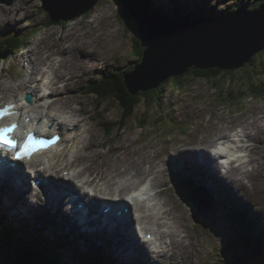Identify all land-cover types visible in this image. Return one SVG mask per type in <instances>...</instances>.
I'll list each match as a JSON object with an SVG mask.
<instances>
[{
	"label": "rangeland",
	"instance_id": "374dc122",
	"mask_svg": "<svg viewBox=\"0 0 264 264\" xmlns=\"http://www.w3.org/2000/svg\"><path fill=\"white\" fill-rule=\"evenodd\" d=\"M51 1L64 3L69 10L73 5L79 6L85 2V0ZM152 2H154L151 4L153 7L162 5L164 11L166 9L172 10L173 7V2L170 0H152ZM182 2L190 3L191 11L205 8L210 14H221L231 10L235 4L246 6L252 4L253 0H182ZM0 3L11 7L10 11L6 8L3 10V14H0L1 34L5 33L6 30H21L22 34H27L33 26L39 28V33L36 36L28 37L27 47H24L20 52L18 51L19 53H11L9 57L1 59L0 80H3L9 87L18 85L21 81L25 83L31 70L28 67L29 61L26 59V54L31 53L37 67L48 71L45 80L50 82V78H52L53 86L56 89V93L54 91L50 93L51 107L46 109V102L40 108V111H46V114L51 111L61 116L60 112L67 110V113H65L67 118L70 119L69 114L74 113V118L82 120L76 128H73L76 133H81V137H77L66 144V150L70 149V151L68 154H63V156L67 159L72 155L73 143L77 140L79 141L76 146L80 150L81 141L86 136L84 130L88 127L94 134L96 141L101 143L102 152L96 155L90 149L83 150L81 153L87 151L85 156L82 157L81 154H77L74 158L78 162L77 165L79 164L82 168L88 167L92 176H95L97 175L96 170L114 169L118 164H124L127 160H139L143 163L142 160L148 155L149 158L144 163L147 171L145 180L142 183L147 182L151 186L161 184V188L166 186L169 192L163 196V201L167 198L169 200L173 199L170 206L172 205L177 214L179 209L183 210L185 220H182V224L185 228L182 227L190 235L191 239L189 240H191V243L187 245L185 239L183 241L185 246H192L190 248L186 247L187 249L179 256H175L173 252H170L167 254L168 257L160 263L224 264L227 257L237 255L240 249L245 251V255L252 250H248V247L243 243L244 230L240 229L241 233L238 232V227L241 228L239 220L234 218L225 205L219 204L217 208L214 206L210 208L209 204L199 201L198 203L206 210L203 219L206 221L197 222L194 217L195 202H192L194 199L190 197V191L183 186H175L176 174L172 176L170 170L167 172L162 171L166 167L164 160L173 157L181 160L184 158L181 152L187 151L190 153L197 149L205 151V148H215L217 145L216 140L224 136V140L234 148L235 153L236 150L243 151L240 162L244 164H241V167L252 168L251 171L248 170L251 175L249 174L246 178L248 185H250L248 189L251 197H247L245 192L240 197L246 201L252 214H255V208L258 214L264 218V96H248L235 104L228 100L229 94H226L228 99L225 100V94L215 88L217 85L212 80L184 77L182 78L184 87H174L168 82L169 87L165 90L166 95L160 104L162 107H148L145 102L136 105L127 121V127L122 129L121 108L117 106L113 99L97 97L91 92L90 87L99 73L108 71L109 76L120 77L126 70L141 61L138 53L135 54L136 42L134 41L133 32L126 30L125 23L121 19V12L123 13L125 10L124 0H99L88 13L82 12V15L75 17L74 20L64 22L61 20L49 22L48 12L43 8L40 9L43 4L42 0H13L12 5H9L6 0H0ZM254 4L256 5V2ZM51 7L47 11L55 12L57 16H59L57 10L67 9L55 8L54 5H51ZM8 15L10 19H5L8 18ZM133 23H136L135 19H133ZM77 39L89 41L91 48L98 55L97 59H100L99 56L101 55L105 56L101 62L90 61V58L83 56L75 48L73 50L74 54L82 55L84 59L80 61L82 66L79 70L72 68L73 73L68 74L70 73L68 67H71L70 64L72 63L71 58L63 60V57H58V54L63 53L65 55V46L74 45L73 43L78 42ZM263 52L257 55L249 72L241 69L237 70V74H234L233 79H238L239 74L243 76L242 79L251 74H261L260 71L263 67H259V61L264 59ZM47 55L55 57L51 66L46 63L48 60L46 59ZM63 73L67 75L65 81L59 80V76ZM71 77H74V79L70 80ZM57 82L59 83L57 84ZM22 85V90H19V88H16L15 91L0 90V103H4V101L18 94L25 93L28 87ZM48 86L51 87V82ZM43 87L44 90L47 89L45 85ZM235 87L231 88L232 92ZM240 95H242L240 92L235 95L237 101L241 98L238 97ZM30 105L36 106L37 104L31 103ZM73 106L77 109L81 108L82 113L72 111L70 108H74ZM107 129H109L108 133ZM232 130H243L239 137L236 136L237 133H234L233 137H237L236 141H232L231 137H225L228 133H232ZM241 138L248 146L239 148V145H234L238 140H242ZM88 141H90V138ZM115 145L123 146V149L119 152L123 158L118 157V152L113 148ZM208 152L211 151L207 150ZM57 156L60 155L57 154ZM183 165L182 167L189 172V168L185 164ZM180 167L179 164L170 165V169H176L177 172ZM205 175L208 176L207 173ZM237 175L242 178L239 174ZM129 177L136 182L134 174L125 172L122 176L116 178L119 181V186L127 185ZM234 177L235 175L231 174L229 180ZM232 181L229 188L235 195V190L239 184L234 180ZM204 185L207 190H212L210 184ZM220 188L229 191L222 184ZM129 189L128 187L123 188V194L128 192ZM64 192L71 194L69 191ZM221 196L224 197L225 195L222 194ZM0 204L5 207H14V210L26 213L38 212L37 210L27 211L20 207L6 205L1 199ZM236 206L234 204L235 208ZM220 214L228 219H224ZM38 218L39 223L43 224L45 217ZM47 225H49V222ZM179 227L181 226L179 225ZM229 228L232 229V232ZM230 232L231 236L229 237ZM62 233H64L63 230ZM181 233L186 232L181 231ZM254 233L258 237L264 238V234L260 231ZM213 235L216 237V241L213 239ZM85 239L96 246L98 244L97 239L90 240L89 237H85ZM1 242L4 245V240ZM83 242L81 240V243ZM242 243L243 245H241ZM200 247L202 248L199 249ZM205 248L206 253L198 254V249L204 250ZM69 249L73 251L72 256L66 254V257L72 261L79 260L80 252H78V249H74L72 245ZM107 249L110 253H116L109 246H107ZM225 252H228L227 256H224ZM229 258V261L232 260V257Z\"/></svg>",
	"mask_w": 264,
	"mask_h": 264
},
{
	"label": "bare ground",
	"instance_id": "6f19581e",
	"mask_svg": "<svg viewBox=\"0 0 264 264\" xmlns=\"http://www.w3.org/2000/svg\"><path fill=\"white\" fill-rule=\"evenodd\" d=\"M58 6L64 7L65 4L61 3V2H57ZM22 6V5H21ZM133 7V6H132ZM8 9V11H10L11 7L8 6L7 4H2L0 3V14H3V10L4 9ZM88 13V12H87ZM10 15V14H9ZM8 15V18L5 19H10ZM1 19V18H0ZM11 28V27H10ZM13 28V27H12ZM10 31V30H9ZM78 42L73 43L74 45L70 44V45H66L65 46V55H63V53L58 54L60 56L63 57V60L66 58H71V67H68V70L70 71V73L68 74H72V68H75L77 70L80 69V67L82 65H80V61L82 59H84L83 56L90 58V61H96V62H101L104 58L105 55H101L99 56L100 59H97L98 55L95 53V50L91 48V43L87 40H81L77 39ZM78 49L81 54L83 55H76L74 54L73 50L74 49ZM26 59L29 61L28 63V67L31 69L29 74L27 75V81L25 83H23L22 81L18 84V85H13L12 87H9L3 80H0V90L2 91H8V90H13L15 91L16 88L19 90H22L23 85L24 84L26 87H28V89L31 90L32 94L35 96V103H37L36 106H32L30 111L31 113L28 114L26 112H21L22 109V103H21V99L19 98V94L14 96L13 98L16 100L17 104H18V114L16 115V117H20L22 121H25V123H27V121L25 120V118H27L28 116H31V122H32V126H36V122L38 121V124H41L43 129L46 128V126L48 125H52L53 129L56 130L58 128L62 129L65 133H64V137L62 139V141H60V147L57 148L56 150L59 151L62 154H68L69 150H61L63 149V146H65V143L68 142H72L75 138H80L81 137V133H76L75 131H73V128H76L80 122L82 121L81 119H76L74 118L75 114L74 113H70L69 114V118H67V115H65V113H67V110L61 111V116L58 115L57 113L54 112H49L48 114H46V111H39L41 107L44 106V103L47 102L46 104V109L50 108V95L48 94V90H50V93L52 91H54V93H56V89L53 86V79L50 78V82H51V87L48 86V84L50 82H47L45 80L46 74L48 73L47 70H44V68H38L36 65L35 60L33 59V56L31 53H27L26 54ZM46 59H48L46 61L47 64H49V66H51L53 64V61L55 60V57L52 55H47ZM249 59H253V55L249 57ZM249 60V61H250ZM66 61V60H65ZM20 62V61H19ZM86 62V61H85ZM87 63V62H86ZM67 75L66 74H62L59 76V80H66ZM71 79H74V77H71ZM78 80V79H76ZM59 82H57L58 84ZM56 84V85H57ZM46 86L47 89L44 90L43 86ZM29 90V91H30ZM229 98L231 100V94H229ZM32 99L34 100V97L32 96ZM62 99V98H59ZM56 102V100H54ZM232 101H234L232 99ZM61 103V102H60ZM74 107V106H73ZM65 108V107H62ZM72 111H76V112H80L82 113L81 108L77 109V108H70ZM40 116V117H39ZM65 116V117H63ZM28 125V123H27ZM29 126V125H28ZM109 129H107V133H108ZM84 134H86L85 138L81 141V147L80 150L77 149V141H75L73 143V151H72V155L67 158L66 160H71L74 161V158L77 154H81L82 157L85 156V154L87 153V151H84L83 153H81L83 150L86 149H90L94 154L99 155L102 150H101V143L97 142L96 139L94 138V134L90 131V129L88 127L85 128L84 130ZM245 134V133H244ZM234 133H228L225 137H231L232 141H236V138L233 137ZM236 136H239V134H237ZM90 138V141H88ZM219 140V142H218ZM88 141V142H87ZM227 142L224 140V136L217 139L216 143H224ZM69 144V143H68ZM220 144H218L219 146ZM245 146H248L245 143ZM220 150H218L217 152H220L221 155L222 153H225V155L227 156H232L233 157V161L229 164H231V168H229V170L227 171H223L222 170V165L221 163L218 161L217 158V154L215 156H213V153L211 154V152L207 153L208 151H213L212 148L208 149L205 148L206 150L204 151L203 149H197L196 151L190 152L188 153L187 151L182 153L184 155V158L181 160H178L177 157H173V158H168L166 160H164V164H165V170L168 171L170 169V165H177L179 162L185 164L189 170L190 173L186 176V178H190L192 177L194 174L200 176V179L202 180L203 183L206 184H215L216 185V190L218 189V184H222L223 187L227 188L229 191V193H232V191L229 188V184L232 183L234 181H236L239 185H237V189L235 190V196L236 197H240L242 196V193L245 192V195L247 197H251V193L250 190L248 189V187H250V185H248V183L246 182V178H247V174H250L249 171L247 169H245L244 167H241V164H235L236 160H239V157H237L238 155L235 153L234 148L228 143V145H221L220 146ZM117 152H118V157L121 159L123 158L119 152L120 150L123 149V146L120 145H115L113 147ZM106 152V151H104ZM203 153V154H201ZM54 154V153H53ZM58 156L56 154H54V156L52 155V157L48 156H34L33 157V161L31 163H27L25 164L26 168L32 169V171L34 173H36L37 175H43V173H45V175L50 178L51 176L55 177L56 179H66L64 177H61L64 175V173L66 171H68L69 176L67 177L68 179H66V181H62L61 186H57V188L55 189L56 191H54L56 197L61 196L64 191H69L71 194L74 193V189L76 190L75 193H80L81 196L83 197L82 199H85L87 201V205H91V202L94 200L97 203H101L104 202L105 200H115L118 201L119 203H125L126 202V196H124L123 194V188L128 187L130 188V191L133 189L134 192L137 194V196H140L141 194L138 193L137 191L139 190V188H141V186L143 185L142 181L145 180V173H146V168L144 167V163L147 161V159L149 158V156L147 155L142 161L140 162L139 160H127L126 162H124V164H118L114 169H112V172L107 173L106 175L103 176L102 179H105L106 186L107 188L110 189V191H104L102 189V191L98 192L99 189H101V185L100 183H95V184H91L90 182L92 180L97 181V178L99 179L100 177V173L102 172L101 170H96L95 172H97L95 175V179H88L87 181L83 182L86 179V176L84 175L83 172L92 175L90 169L88 167H83V171H78V167L75 166H71V167H64L61 171L59 172H54V170L56 168H58L59 166H61L64 163H59L58 162ZM230 158V157H228ZM50 161V164H47V161ZM79 160V159H78ZM2 160H0L1 162ZM65 161V160H64ZM78 162H76L77 164ZM210 164V166H208ZM28 165V166H27ZM30 165V166H29ZM239 166V167H238ZM31 167V168H30ZM23 170L21 169V167L19 168L18 175L16 174V178L15 175L13 174V178H12V182L10 181V178L7 181H2L0 179V186L2 188H5L3 191V194L7 193L5 195V202L7 204L13 202V203H17L18 205L21 204L24 208L28 209V206L26 204V192H24V187L26 188V190H29V184H28V180H27V176H23ZM201 171H205L207 173L208 176H204L201 175L200 172ZM5 174L9 175L8 172L5 170L4 171ZM73 172V173H72ZM131 173L134 174L136 176V182L133 181V179L131 177H129V179H127L128 184L127 185H123L122 187L119 186V181L116 180L117 177L122 176L123 173ZM72 173V174H71ZM0 174H3L0 171ZM234 174L235 177L232 180L230 179V175ZM237 174H239L242 178H240ZM181 175V174H180ZM18 179V180H17ZM18 184H15L14 187H11L12 183L17 182ZM79 181L78 185L74 184V182ZM54 183H57V180H55ZM161 184H154L153 186H151V188L153 190L157 189L159 197H160V205L158 203H150L149 201L146 200H140V202L142 204H144L145 202L147 203L145 205L146 209H143V205H139L137 206V208H135V213L137 215L136 217V223L137 225H135L134 220L135 217H131L129 215L126 216L125 221L123 224H118L116 227H111L110 225H106V226H102L100 225V227L102 228V240L103 242H105L106 245L112 247V248H116L120 251H128L129 253H133L136 254L137 256H144L146 257L147 261L150 264H157L159 263L158 257L160 256H165L167 254H169L170 252H173V254L175 256H179L181 254H183V251L186 250L188 248H190L191 246H185V242L183 241V239L185 238L183 236V234L180 231V228L177 230L176 228H171L169 231H167L166 233H163L160 228L161 226H172L171 224L176 223L179 224L181 227L183 226V224L180 222V219L182 216H184L183 210L179 209V213L177 214L174 210V208L172 207V205L170 206V202L173 201L169 200L168 198L165 199L163 201V196L169 192V190L165 187V188H161ZM85 187H89L90 191H94L95 195L91 198H87L86 196V191ZM66 196V195H65ZM34 198H36L37 200L43 202V197L42 195L38 194L36 196H34ZM154 201H156V198L153 199ZM76 206H78L80 203H75ZM219 204H223L226 206V208H228L230 211L232 210L231 208H234V204H236L237 208L239 210H241L243 212V214L246 216L248 212H250V208L244 207V206H240L238 205V203H231V202H223V201H219L216 204L215 203H211L209 206L210 208H212L213 206L217 208V205ZM67 204L65 203V201H61L58 202L57 205V209L55 212L56 216H62L63 212L65 211L66 213L69 214V210L67 209ZM254 210L256 211V209L254 208ZM112 211H117V207H113ZM79 216V213L77 214ZM251 215V213H250ZM220 216H222L224 219H228L227 217H225L223 214H220ZM154 219H159L157 222H152L154 221ZM252 220L253 217H252ZM171 223V224H170ZM100 223H98L99 225ZM30 225L32 226H36L37 222L35 220L30 221ZM178 225V227H179ZM257 225V224H255ZM18 227H20V231L23 232L24 234V240H26L28 242V245L30 247H32V249H34L35 251L38 252L37 249L33 248V246H31V243L29 242V240L26 237V230H23L24 228V222L22 221V223L19 225ZM91 227V226H90ZM257 227H259V229L261 230V226L257 225ZM109 228H112L113 231L108 234V230ZM231 229V228H229ZM241 229V228H240ZM182 230L184 232H186L184 230V228L182 227ZM225 231V230H223ZM232 232V229L230 230ZM147 232H151L152 240L155 239V241L158 240V242L160 243V249L157 250V253H154L153 250L150 248V245L144 240L142 239L139 234H142V237H145V233ZM231 232L229 233V237L231 236ZM10 234V233H9ZM93 237H97V234H94ZM224 237V236H222ZM243 240L246 238V235L242 236ZM149 239V238H148ZM213 239L216 241V237L213 235ZM202 247H200L199 249H201ZM198 249V254L200 253H204L206 248L204 250H199ZM135 251V252H134ZM39 253V252H38ZM61 253V250L59 251V255ZM206 253V252H205ZM155 254V255H154ZM47 257V256H44ZM144 257H140V260H143ZM63 260V258L61 259ZM64 261V260H63ZM49 264V262H48ZM51 264V263H50Z\"/></svg>",
	"mask_w": 264,
	"mask_h": 264
},
{
	"label": "water",
	"instance_id": "95a60500",
	"mask_svg": "<svg viewBox=\"0 0 264 264\" xmlns=\"http://www.w3.org/2000/svg\"><path fill=\"white\" fill-rule=\"evenodd\" d=\"M43 7L67 8L57 2L42 0ZM98 0H85L71 9L50 12L54 21L74 20L89 11ZM125 23L135 29L133 18L124 13ZM173 20L165 16L142 13L138 19L140 45L145 48L142 60L125 75L132 94L156 88L171 76L184 74L189 68L231 69L248 62L250 56L264 48V4L256 10H236L217 18ZM9 53L3 55L7 57ZM200 214L203 211L199 208ZM232 264H264V250L240 257Z\"/></svg>",
	"mask_w": 264,
	"mask_h": 264
},
{
	"label": "trees",
	"instance_id": "16d2710c",
	"mask_svg": "<svg viewBox=\"0 0 264 264\" xmlns=\"http://www.w3.org/2000/svg\"><path fill=\"white\" fill-rule=\"evenodd\" d=\"M173 2L172 10L166 9L163 10V6H155L153 7L151 4L152 0H124V8H125V14L126 16L130 17V19L135 18L136 20L139 19L140 15L142 13H158L163 14L166 17L173 18L175 20H185V19H195L197 17H209L212 16L206 10L205 8L191 11L190 10V3L182 2V0H171ZM262 1V2H261ZM260 3H264V0H261ZM133 6V7H132ZM256 6V5H255ZM232 10H235L236 7H244L241 5L235 4L232 6ZM257 7V6H256ZM253 6L247 7V9H252ZM246 9V8H245ZM127 30L130 31L132 27L130 28L129 25L126 26ZM134 31V41L136 42V50L135 54L138 53V56L142 59L143 52L145 48H143L140 45V37H138V26L133 29ZM21 39L18 37L13 38L11 40V45L13 47H18L21 43ZM264 49L262 50V52ZM264 53V52H263ZM257 58V55L251 59L249 64H245L243 68H240L241 70H246V72H249L248 68H251V66L255 63V59ZM261 63L264 65V59L261 60ZM259 67H260V61H259ZM130 69V68H129ZM132 69V68H131ZM239 69V70H240ZM261 70V69H260ZM234 74H237V70H220L218 68H210L207 70H200L195 68H189L184 74H181L179 76H171L168 80L161 83L156 88L147 91V92H139L138 94H132L128 91V88L126 86V81L124 78V74L120 77H115L114 75L108 76L107 73L104 74L105 76L99 77L98 80H95L93 82V85L90 87V90L93 94H95L97 97L101 99H113L119 108L122 110V129L127 127V121L135 108V105L145 102L149 107H152L154 105L161 106L162 99L165 97L166 93L165 90L167 89L168 82H170L174 87H184V84L182 83V78L188 77L190 79L195 78H204V79H210L213 83H216V89L221 90L222 93H225V88L230 89V87L233 86H240L239 92L242 93L241 98L236 100L237 97L233 94H231V98L235 102L242 101L246 94H252L257 95V97H260L264 95V81L262 80V74L264 77V68L261 70V76H259L258 80H253L254 76L248 77L246 80L243 81H234L231 82L230 80L233 79L235 76ZM221 76L225 77V80L222 81L220 78ZM242 75L239 74L238 78L242 79ZM119 78V79H118ZM238 82V83H237ZM243 83V84H242ZM222 84V85H220ZM242 84V85H241ZM245 85V87H244ZM248 90V93L246 92ZM235 96V97H234ZM228 98H226L227 100ZM230 100V98L228 99ZM232 101V100H231ZM162 107V106H161ZM7 239V238H6ZM12 240L7 239L6 245L0 244V264H63L61 262V255L64 254V252H61L59 255V249H55V251H51L52 254H46L43 253L42 248L33 247L38 250L35 251L30 246H22L16 245L12 250L10 247V243ZM246 242H248L250 245L252 244L249 239H246ZM13 244V242H12ZM258 245V246H257ZM254 248H261L262 244L257 241L256 246L252 245ZM61 248V247H59ZM12 253V254H11ZM63 253V254H62ZM68 254V252H66ZM47 256V257H44ZM225 264H229L228 262H224ZM70 264V263H69ZM84 264H106L104 260L100 262H91L90 260H86Z\"/></svg>",
	"mask_w": 264,
	"mask_h": 264
},
{
	"label": "clouds",
	"instance_id": "9594fccd",
	"mask_svg": "<svg viewBox=\"0 0 264 264\" xmlns=\"http://www.w3.org/2000/svg\"><path fill=\"white\" fill-rule=\"evenodd\" d=\"M99 1V0H98ZM98 3V2H97ZM43 5L44 4H42V7L41 8H43V10H45L46 12H49V11H47V9L46 8H44L43 7ZM88 12V11H87ZM50 13V12H49ZM86 13V12H85ZM124 13H125V10H124V12L122 13L121 12V19H122V21L125 23V18H124ZM228 12H224V14H227ZM82 15V14H81ZM165 16V15H164ZM215 16V14H213L212 13V16H209V17H214ZM166 17V16H165ZM48 18H50L51 19V17H49L48 16ZM166 18H169V17H166ZM199 17H197V18H195V19H190V20H196V19H198ZM133 19H135V18H133ZM136 20V19H135ZM54 20H51V22H53ZM62 22H64V21H67V20H61ZM56 22V21H55ZM136 27L138 26V20H136V23L134 24ZM125 26H127L126 25V23H125ZM126 30H127V28H126ZM128 31V30H127ZM128 32H133V35L135 34L134 33V31H133V29H130V31H128ZM39 33V29H38V27L37 26H33L31 29H30V31L28 32V37L29 36H32V35H34V36H36L37 34ZM11 37V36H10ZM138 37H140V35H139V32H138ZM21 43L20 44H22L23 46H25L27 43L26 42H24L23 41V39L21 38ZM19 47L21 48V46L19 45L17 48L19 49ZM12 48V47H11ZM264 49V48H263ZM262 49V50H263ZM262 50L261 51H259V52H257V53H255V55L253 56V57H255L256 55H258L259 53H262ZM20 52L21 50L19 49V50H14V49H11V51H10V54L11 53H17V52ZM18 52V53H19ZM142 60V59H141ZM263 60V59H262ZM251 61H248V62H245L243 65H240L239 67H235V68H231V69H221V68H218V69H220V70H228V71H233V70H239L240 68H243L244 69V65L245 64H249ZM137 64V63H136ZM135 64V65H136ZM135 65L133 66V67H130V69H128V70H126L125 71V73H124V78H125V75L126 74H128V73H130V72H132L133 70H134V68H135ZM260 66H262L263 68H264V65L261 63V61H260ZM132 68V69H131ZM192 68V67H191ZM193 68H195V67H193ZM213 68H217V67H213ZM195 69H198V68H195ZM210 69V68H209ZM200 70H207V69H200ZM248 70H250V68H248ZM260 73H261V71H260ZM107 75L109 76V72H107ZM105 76V75H104ZM250 76H254V78H253V80H258V78H259V76H261V74H259V75H253V74H251ZM250 76H248V77H250ZM102 77V76H101ZM248 77H246V78H244V79H242L241 80V78H238V79H231L230 81L231 82H234V81H243V80H246ZM262 80L264 81V77H263V74H262ZM170 78V77H169ZM168 78V79H169ZM221 79H222V81H224L225 80V77L224 76H221L220 77ZM98 80V79H97ZM165 82V81H164ZM163 83V82H162ZM238 83V82H237ZM243 84V83H242ZM241 84V85H242ZM160 85V84H159ZM158 85V86H159ZM220 85H222V84H220ZM233 87H235V86H233ZM233 87H230V89H226L225 88V92H226V94H233V95H236L237 93H239V88H241L240 86H236L235 87V89H233V92L231 91V88H233ZM244 87H245V85H244ZM154 89V88H153ZM150 90H152V89H150ZM150 90H148V91H150ZM248 90H246V92H247ZM139 92H147V91H139ZM134 94V93H133ZM135 94H138V93H135ZM240 96H242V95H240ZM240 96H238V97H240ZM253 96H257V95H253ZM235 97V96H234ZM232 103H235V102H232ZM236 104V103H235ZM138 105V104H137ZM136 106V105H135ZM134 110V109H133ZM132 113H133V111H132ZM132 113H131V115H132ZM131 115H130V117H131ZM129 117V118H130ZM122 118V117H121ZM221 195L223 194V192L222 193H220ZM208 196H207V194L205 193V194H203V196H202V200L206 203V201L208 200V198H207ZM232 210H236V212L238 213V216L240 217V220H239V222H240V224H241V228H242V231L244 230V234L243 235H246V238L243 240V241H245V244H246V246L248 247V249L250 248V249H252L253 251H254V247L252 246L253 244H249L248 242H246V239H254L255 238V235H252V231L250 230V228L248 227V226H246L245 224H248L247 223V221L249 222L250 220H249V218L247 217V216H245L244 214H243V212L241 211V210H239L238 208H231ZM237 209H238V211H237ZM245 223V224H244ZM239 233H241V232H239ZM242 245V244H241ZM259 249H263L262 247L261 248H259ZM51 250L53 251V250H55V248H53V246L51 247ZM43 252H45L44 250H43ZM241 252H245V251H241ZM227 254H228V252H225V255L224 256H227ZM229 257H232L231 259L232 260H230L231 262H229V261H227L229 264H232L233 262H235L236 260H238L239 258H240V255L238 256V257H236V256H234V255H232V256H229ZM228 257V259H230ZM102 260H104V262L106 263V264H114V263H112V260L111 259H109V257H101L99 260H98V262H100V261H102ZM225 262V261H224ZM127 264H130V263H127ZM225 264V263H224Z\"/></svg>",
	"mask_w": 264,
	"mask_h": 264
},
{
	"label": "snow or ice",
	"instance_id": "6c2138e0",
	"mask_svg": "<svg viewBox=\"0 0 264 264\" xmlns=\"http://www.w3.org/2000/svg\"><path fill=\"white\" fill-rule=\"evenodd\" d=\"M14 108V105L9 104L4 107H0V120L9 115H14L11 109ZM18 124L12 122L7 125H0V145H7L10 148H16L17 144L20 143L18 139L13 136ZM59 140L58 136L51 138H41L29 131L27 137L22 143L20 150L17 152V158L23 159L26 156H30L33 152L38 151L42 147H48L51 144Z\"/></svg>",
	"mask_w": 264,
	"mask_h": 264
}]
</instances>
